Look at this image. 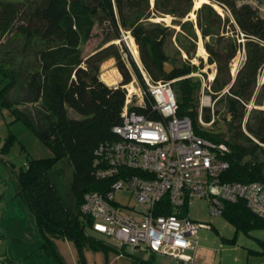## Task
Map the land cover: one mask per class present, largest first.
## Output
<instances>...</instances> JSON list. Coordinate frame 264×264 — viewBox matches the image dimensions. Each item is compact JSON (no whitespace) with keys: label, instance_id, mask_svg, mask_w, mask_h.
Wrapping results in <instances>:
<instances>
[{"label":"trees","instance_id":"16d2710c","mask_svg":"<svg viewBox=\"0 0 264 264\" xmlns=\"http://www.w3.org/2000/svg\"><path fill=\"white\" fill-rule=\"evenodd\" d=\"M208 1L225 10V26L220 33H227L225 29L228 26L235 38L228 43L224 36H219V39L225 40L223 48L222 43H217L216 47L205 43L208 61L216 66L215 93L226 91L223 95L228 102L230 122L236 123L231 129L230 141L197 127V109L192 105V93L194 88H199V83L192 85L193 77L189 76L195 67H173L166 74L163 63L168 58L164 47L170 30L160 23L148 21L152 17L172 15L174 24L181 27L191 25L181 22L190 13L192 0H155L153 8H150L149 0H35L29 4L0 0V38L14 31L23 37L26 46L37 41L41 44L36 53V67L27 75L26 87L32 101H40L51 118L49 128L44 133H36L49 147L52 157L28 160L26 168L18 172L21 184L18 195L23 208L35 217L41 246L49 250L54 259L57 257L51 237L71 241L79 254V264H83V251L87 247L117 253L124 250L123 246L111 245L107 239L90 230L91 220L80 212L86 194L111 190L114 177L97 176L107 167L99 150L101 146L118 140L113 128L121 123L127 95L124 86L131 81V75L119 61L120 55L113 45L83 57L81 44L91 38L98 23L105 22L113 29L114 40L121 39L122 31L129 32L139 49L141 67L151 81H175L178 84L177 91H174L178 103L177 115L187 116L197 135L229 146L230 154L226 158L229 167L220 176L222 182L264 185V162L258 161L256 153L264 156V84H259L260 78L264 77V14L258 7L250 4L238 6L234 0ZM254 1L264 6V0ZM204 8L209 14L205 19L208 26H203L200 18L198 24L203 38H206L209 36L206 28L215 25L211 17L219 20V28L222 20L211 5H204L197 14ZM239 37L242 40L237 42ZM240 50L244 60L232 78L229 64ZM110 57L117 60L122 76V82L117 86H107L100 79V64ZM128 58L139 86L145 90L138 67L130 56ZM0 77L6 81L0 89V108L9 109L15 117L14 121L22 120L33 128L27 116L12 109L7 99L8 93L15 87L18 74L5 69L1 60ZM251 101H259L262 109L257 111L252 124L249 121L244 124L250 135L245 136L242 121L246 116V106ZM134 109L145 113L144 109ZM68 111L78 119L69 117ZM201 119L204 123L211 121L208 109H202ZM242 139L252 145L244 146L239 142ZM247 156H251L252 161L245 162ZM61 161H66L71 169L70 193L75 201V212L65 205L50 179V171ZM164 211H170L166 199L156 206L159 214ZM220 214L234 226L236 232L248 234L254 228H264V219L253 214L243 201L222 202ZM261 245L264 246V242ZM141 264L152 263L143 260Z\"/></svg>","mask_w":264,"mask_h":264},{"label":"rangeland","instance_id":"374dc122","mask_svg":"<svg viewBox=\"0 0 264 264\" xmlns=\"http://www.w3.org/2000/svg\"><path fill=\"white\" fill-rule=\"evenodd\" d=\"M13 1L29 4L35 0ZM197 1L192 0L191 11L181 22H187L191 25L181 27L174 24L172 15L152 17L148 21L160 23L163 28L167 27L170 30L164 47L165 56L168 58L166 63L180 68L195 67L189 76L193 77L192 85L199 83V88H194L192 93V105L197 109V127L219 134L224 140L230 141L233 133L231 129L236 123L230 122L228 102L223 91L215 93L213 81L216 76V66L208 61L205 43L215 47L217 43H222L221 48H223L225 40L231 43L235 38L228 26L225 29L228 31L227 33H220L225 26L223 22L226 18L223 8L211 4L208 0H201L197 7ZM234 1L238 6L250 4L253 7H258L260 13L264 14V6L257 4L254 0ZM154 2L155 0H149L150 8H153ZM204 5H211L222 20L219 28V20L215 16L211 17L215 25L206 28L209 33L206 38L202 36L198 18H200L203 26H208L207 21H205L209 17L208 11L204 8L197 14ZM219 36H224L223 38L226 39H219ZM129 37H131L129 32L122 31L121 39L114 40L113 29L104 22L98 23L92 31L91 38L81 44L83 57H88L110 45L115 47L120 55L119 61L124 64L125 69L131 75V81L126 85L127 95L131 94L133 90L135 91L133 93H138L137 88L140 85L128 56L131 57L136 67H138L137 63L141 66L139 49L132 38L133 47L137 51V54L134 55ZM241 40L239 37L237 42ZM200 45L203 47L205 55L199 54ZM40 46L38 41L26 46L23 37L14 31L0 38V60L3 67L18 74L15 87L8 93L7 99L12 104V109H17L26 115L33 126V128L27 126L22 120L14 121L15 117L12 116L9 109L0 108V264H79L77 249L69 240L60 237L50 238L56 259L53 258L49 250L41 246L42 240L39 237L35 217L23 208L18 195L21 189L18 172L26 168L28 160L52 157L51 150L36 133V131L44 133L49 128L51 118L40 101H32L26 87L27 75L36 67V53ZM243 60V51L240 50L230 61L232 78L235 77L237 68ZM105 75L112 79V82L108 83L112 86H117L122 82V76L117 68L115 58H107L100 64V79L104 83H106L103 80ZM5 84L6 81L1 80L0 77V89ZM259 84H264V77L260 78ZM129 85H131V89L133 88L131 91ZM171 86L176 92L178 84L173 81ZM205 96H210V102L205 100ZM248 106L241 127L245 136L250 135L246 132L244 124L247 121L252 124L257 111L262 109L259 101H251ZM201 108L210 111L211 120H213V124L210 126L205 127L200 124L198 115ZM68 114L69 117L78 119V116L71 111H68ZM239 142L247 147L252 145L243 139ZM256 153L258 161L264 162V156ZM250 161H252L251 156H247L245 162ZM70 177L71 169L66 161L57 163L50 171V179L58 189L65 205L75 212V201L70 193ZM114 200L117 209L124 214L133 215L134 209L141 208L136 202L135 194L128 189L116 192ZM210 206V202L206 198H195L188 206L186 215L195 223L201 224V227L197 233L198 245L195 253L185 251L184 254L192 255L194 264H246L248 248L255 247V237L264 238V229L251 230V236L244 232H236L234 226L226 221L221 214H212ZM106 241L111 245H117L112 239ZM123 248V252L117 253L114 250H92L87 247L83 251V264H141L143 260H149L152 264H173L163 257H150L144 251L132 250L130 247Z\"/></svg>","mask_w":264,"mask_h":264},{"label":"built area","instance_id":"2783aa9c","mask_svg":"<svg viewBox=\"0 0 264 264\" xmlns=\"http://www.w3.org/2000/svg\"><path fill=\"white\" fill-rule=\"evenodd\" d=\"M137 65L145 90L139 86L138 93L126 95L121 123L113 128L118 140L99 150L107 167L97 176L114 177L111 190L86 194L80 212L91 220L90 230L112 239L116 246L176 264H194L193 256L184 254L195 253L201 227L186 215L192 201L208 199L212 214L221 213L222 202L243 201L253 214L264 219V185L222 182L220 176L229 167V146L197 135L192 121L177 115L173 81L153 83ZM204 98L210 102V96ZM201 112L202 108L200 124L210 126L213 120L203 123ZM123 189L134 193L141 206L133 215L116 207L114 195ZM163 199L170 211L159 214L156 206Z\"/></svg>","mask_w":264,"mask_h":264},{"label":"crops","instance_id":"0c3cea01","mask_svg":"<svg viewBox=\"0 0 264 264\" xmlns=\"http://www.w3.org/2000/svg\"><path fill=\"white\" fill-rule=\"evenodd\" d=\"M106 84V83H105ZM107 86H112L111 84H106ZM254 229H264V228H254ZM249 232L248 234L251 236ZM256 244L254 248H248V255L246 257V264H264V246L261 245V242H264V238L255 237ZM252 254V255H250ZM254 254V255H253Z\"/></svg>","mask_w":264,"mask_h":264},{"label":"bare ground","instance_id":"6f19581e","mask_svg":"<svg viewBox=\"0 0 264 264\" xmlns=\"http://www.w3.org/2000/svg\"><path fill=\"white\" fill-rule=\"evenodd\" d=\"M201 3V0H198L197 2H196V5H197V7L199 6V4ZM130 38V43H131V45H132V52H133V54L134 55H136L137 54V51H136V49L133 47L134 46V42H133V39H132V37H129ZM199 54L200 55H203L204 54V50H203V47L200 45L199 46ZM205 55V54H204ZM103 80L106 82V84L107 83H111L112 82V79L108 76V75H105V76H103ZM129 88H130V91L133 89H131V85H129L128 86ZM133 92H135L134 90L132 91V93Z\"/></svg>","mask_w":264,"mask_h":264},{"label":"water","instance_id":"95a60500","mask_svg":"<svg viewBox=\"0 0 264 264\" xmlns=\"http://www.w3.org/2000/svg\"><path fill=\"white\" fill-rule=\"evenodd\" d=\"M161 21L164 22L163 19H161ZM163 70L166 74H169L173 70V66L165 62L163 63Z\"/></svg>","mask_w":264,"mask_h":264}]
</instances>
